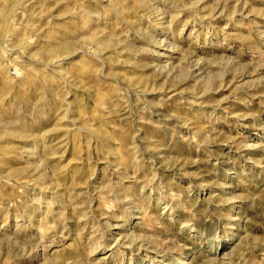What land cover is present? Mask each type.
Returning a JSON list of instances; mask_svg holds the SVG:
<instances>
[{"label": "rangeland", "instance_id": "rangeland-1", "mask_svg": "<svg viewBox=\"0 0 264 264\" xmlns=\"http://www.w3.org/2000/svg\"><path fill=\"white\" fill-rule=\"evenodd\" d=\"M0 264H264V0H0Z\"/></svg>", "mask_w": 264, "mask_h": 264}]
</instances>
